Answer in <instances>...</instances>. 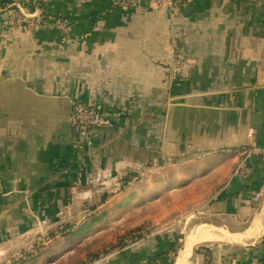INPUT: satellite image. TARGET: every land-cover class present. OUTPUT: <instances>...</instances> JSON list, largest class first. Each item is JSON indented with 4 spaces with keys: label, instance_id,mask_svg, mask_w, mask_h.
I'll return each instance as SVG.
<instances>
[{
    "label": "crops",
    "instance_id": "obj_1",
    "mask_svg": "<svg viewBox=\"0 0 264 264\" xmlns=\"http://www.w3.org/2000/svg\"><path fill=\"white\" fill-rule=\"evenodd\" d=\"M118 1L0 0V255L44 258L99 180L186 163L168 183L219 175L161 264H264V154L233 173L264 144V0ZM78 104L103 117L92 146Z\"/></svg>",
    "mask_w": 264,
    "mask_h": 264
},
{
    "label": "rangeland",
    "instance_id": "obj_2",
    "mask_svg": "<svg viewBox=\"0 0 264 264\" xmlns=\"http://www.w3.org/2000/svg\"><path fill=\"white\" fill-rule=\"evenodd\" d=\"M183 170H187L186 163H169L140 170L139 177L127 183L125 175L99 180L89 193L94 203L79 207L76 219L70 215L72 210H68L66 215L71 220L47 228V234L39 242L44 250L50 251L33 264H143L130 259L137 253L142 257L140 261L145 262V257L166 249L168 242L179 241L182 229L192 224H188V215L196 211L204 198H209L213 179L219 175L205 176L185 185H181L183 181L179 178L178 184L172 188V183H168L169 177L172 174L180 177ZM104 196L109 198L100 205ZM97 204V210L91 211ZM93 214L100 221L92 228L81 231L83 226L92 225L89 217ZM66 226L71 228L64 235L61 232ZM72 230L80 233L68 235ZM52 235L55 241L50 240ZM28 248H32L31 245L7 256L0 255V264H12L25 257L24 254H15ZM95 255L101 258L92 261ZM42 260L44 262L39 263Z\"/></svg>",
    "mask_w": 264,
    "mask_h": 264
},
{
    "label": "built area",
    "instance_id": "obj_3",
    "mask_svg": "<svg viewBox=\"0 0 264 264\" xmlns=\"http://www.w3.org/2000/svg\"><path fill=\"white\" fill-rule=\"evenodd\" d=\"M178 2H182L185 0H177ZM135 0H119L118 6L122 9H127L130 6H133ZM154 4L158 7L164 8L167 5H170L173 0H153ZM8 8L12 7H3L0 9V12L8 11ZM18 11L15 14L16 23L17 25H24L26 24V19L29 15H26V12L21 9L17 8ZM42 15V12H41ZM29 18V17H28ZM45 27L47 28H55L62 32H68V27L63 22H47L45 23ZM71 121L73 126L79 131V136L83 139V141L88 145H93V135L94 131L99 129L103 126L104 120L102 115L93 109L86 108L80 104L74 106ZM255 152H260L264 154V144L259 143L257 145L252 146L251 148H245L240 152L242 153L243 159L240 160L238 165L236 166V170H234V174L236 176H248L250 174L249 165H250V158ZM0 193H2V187L0 185ZM256 200L260 199V196L257 195L255 197Z\"/></svg>",
    "mask_w": 264,
    "mask_h": 264
},
{
    "label": "trees",
    "instance_id": "obj_4",
    "mask_svg": "<svg viewBox=\"0 0 264 264\" xmlns=\"http://www.w3.org/2000/svg\"><path fill=\"white\" fill-rule=\"evenodd\" d=\"M138 177H139V174L132 173V174H130L128 177H126V179H125V183H127L128 181H130V180H132V179H137ZM108 198H109L108 196H104V197L101 199V203H99V204H100V205H101V204H104V203L107 201ZM99 204L93 206L91 211H96L97 208H98V205H99ZM99 221H100V218L97 217V216H94L93 219H92V222H91L92 225H85V226H83L82 229H81V231H82L83 229H84V230H88V229L92 228L93 225H94L95 223H98ZM70 228H71V226H66V229H67V230H66V229H65V230L63 229L61 233H63L64 235H67L66 232H67L68 229H70ZM78 233H80V231H78V230H77V232H75V231H71L70 234L68 233V235L78 234ZM52 237H53V239H55V238H54V235H52ZM137 238H143V239H145L146 236H145V237H143V236H138ZM170 238H173V237H170ZM130 239H131V238H130ZM132 239H134V238H132ZM140 240H142V239H140ZM167 245H168V246H166V247H167L166 250L164 249V250H162V251L159 252V253H157V252L154 253V254H153L152 256H150V257H149V256L145 257V258H147V259H145V260H146L145 262L140 261V259H141L142 257H141V255H139V254H137V253H135V254L133 255L132 259H130V260L133 261V262H137V261H139L140 263H143V264H161L162 261H166L167 259L169 260V256L171 255V252L178 248V242H177V241H174V243H171V244H170V242H168ZM42 254H43V253L38 254V256H33V259H35V258L41 256ZM100 258H101V257H100L99 255H95V256H94V259H93L92 261L99 260ZM150 261H151V262H150ZM170 263H171V261H170V262L167 261V263H165V264H170ZM162 264H163V263H162Z\"/></svg>",
    "mask_w": 264,
    "mask_h": 264
},
{
    "label": "bare ground",
    "instance_id": "obj_5",
    "mask_svg": "<svg viewBox=\"0 0 264 264\" xmlns=\"http://www.w3.org/2000/svg\"><path fill=\"white\" fill-rule=\"evenodd\" d=\"M177 184H178L177 180L172 183V185H177Z\"/></svg>",
    "mask_w": 264,
    "mask_h": 264
}]
</instances>
